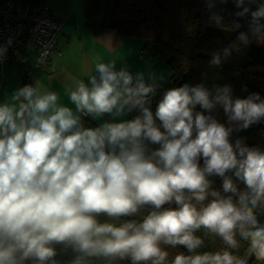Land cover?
Masks as SVG:
<instances>
[{"label": "clouds", "instance_id": "obj_1", "mask_svg": "<svg viewBox=\"0 0 264 264\" xmlns=\"http://www.w3.org/2000/svg\"><path fill=\"white\" fill-rule=\"evenodd\" d=\"M233 3L237 41L264 40V0ZM160 80L98 59L65 86L73 107L39 79L0 101V264H264V149L232 139L264 122V98L184 83L153 110Z\"/></svg>", "mask_w": 264, "mask_h": 264}, {"label": "trees", "instance_id": "obj_2", "mask_svg": "<svg viewBox=\"0 0 264 264\" xmlns=\"http://www.w3.org/2000/svg\"><path fill=\"white\" fill-rule=\"evenodd\" d=\"M40 1L31 0V3L37 5ZM81 1L86 26L92 33L114 29L123 35L139 37L143 40L139 48L141 57H154L169 66L171 76L168 81L159 84L153 110L165 90L184 83H203L209 89L215 85H231L234 98H246L251 93H259L264 98V40L252 37L247 46L237 41L239 32L248 30L249 17L235 16L242 9L237 8L233 0H227L226 3L215 0L211 10L208 7L209 0ZM249 7L255 10L256 4ZM213 13L222 18L220 25L210 19ZM237 20L241 27L234 29L233 23ZM224 49L230 50L229 56H223ZM214 54L221 55L219 67L209 64ZM214 114L222 122L225 119L219 105ZM85 120L91 126H97L90 119ZM237 137L246 138L248 146L264 149V122L234 133L233 142ZM212 179L214 186L219 188L222 181L217 177ZM261 219L264 221V216ZM205 246L206 250H219L221 241L216 239L213 244L206 240ZM246 247L241 243L237 254L245 256ZM177 250L183 249H168L169 259ZM57 259L66 262L69 256L61 254ZM95 264L103 262L96 261ZM249 264L254 262L250 261Z\"/></svg>", "mask_w": 264, "mask_h": 264}, {"label": "crops", "instance_id": "obj_3", "mask_svg": "<svg viewBox=\"0 0 264 264\" xmlns=\"http://www.w3.org/2000/svg\"><path fill=\"white\" fill-rule=\"evenodd\" d=\"M41 1L48 3L52 16L62 22L57 42L59 53L35 69L28 82H23L13 63L6 59L2 72L0 71V101L14 89L39 79L46 88L60 94L61 103L73 107L64 94L65 86H70L75 80L87 81L89 74H94V65L98 59H115L117 67L127 65L133 74L142 71L146 79L149 72L155 73L157 77L163 76L159 84L169 80L171 70L166 63L154 57L143 58L139 55V48L143 43L141 38L123 35L114 29L92 33L86 26L81 0ZM28 55L30 60L34 56L31 48ZM92 122L96 125L100 123Z\"/></svg>", "mask_w": 264, "mask_h": 264}, {"label": "built area", "instance_id": "obj_4", "mask_svg": "<svg viewBox=\"0 0 264 264\" xmlns=\"http://www.w3.org/2000/svg\"><path fill=\"white\" fill-rule=\"evenodd\" d=\"M61 30L62 22L52 16L45 1L32 5L31 0H0V46H7L0 71L9 59L23 82H28L35 69L59 53ZM30 48L34 51L31 60Z\"/></svg>", "mask_w": 264, "mask_h": 264}, {"label": "rangeland", "instance_id": "obj_5", "mask_svg": "<svg viewBox=\"0 0 264 264\" xmlns=\"http://www.w3.org/2000/svg\"><path fill=\"white\" fill-rule=\"evenodd\" d=\"M164 63H165V62H164ZM166 65H167V64H166ZM167 66H168V65H167ZM170 76H171V73H170ZM169 78H170V77H168V79H169ZM168 79H167V80H168Z\"/></svg>", "mask_w": 264, "mask_h": 264}]
</instances>
